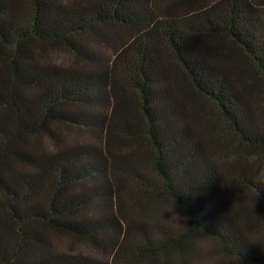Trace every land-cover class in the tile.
<instances>
[{
    "label": "trees",
    "instance_id": "obj_1",
    "mask_svg": "<svg viewBox=\"0 0 264 264\" xmlns=\"http://www.w3.org/2000/svg\"><path fill=\"white\" fill-rule=\"evenodd\" d=\"M217 258L264 264V0H0V264Z\"/></svg>",
    "mask_w": 264,
    "mask_h": 264
},
{
    "label": "rangeland",
    "instance_id": "obj_2",
    "mask_svg": "<svg viewBox=\"0 0 264 264\" xmlns=\"http://www.w3.org/2000/svg\"><path fill=\"white\" fill-rule=\"evenodd\" d=\"M167 216L170 215L171 218L179 221V222H186L185 219L177 212L176 208L172 206V208L169 209V213L166 214ZM198 243V247H201L202 249L206 250H212V246H210V243L206 242V240H204L203 238H201L200 236H196V240ZM212 261H210V263L212 264H221L219 258L217 259H211ZM143 264H148V263H143Z\"/></svg>",
    "mask_w": 264,
    "mask_h": 264
}]
</instances>
